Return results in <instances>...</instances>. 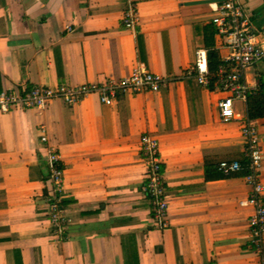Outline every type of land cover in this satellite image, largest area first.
<instances>
[{
  "label": "crops",
  "instance_id": "crops-1",
  "mask_svg": "<svg viewBox=\"0 0 264 264\" xmlns=\"http://www.w3.org/2000/svg\"><path fill=\"white\" fill-rule=\"evenodd\" d=\"M219 2L0 0V91L119 82L139 62L171 80L158 92H121L112 106L96 94L73 106L50 102L48 134L65 169L60 208L73 220L61 240L50 225L55 198L39 156L40 120L18 105L0 114V264H259L248 225L254 208L241 204L252 186L205 174L224 160L248 161L240 128L221 121L216 85L187 75ZM241 3L264 47V0ZM130 8L134 30L122 21ZM255 125L264 146V119ZM145 133L159 143L170 203L163 229L143 190Z\"/></svg>",
  "mask_w": 264,
  "mask_h": 264
},
{
  "label": "built area",
  "instance_id": "built-area-1",
  "mask_svg": "<svg viewBox=\"0 0 264 264\" xmlns=\"http://www.w3.org/2000/svg\"><path fill=\"white\" fill-rule=\"evenodd\" d=\"M211 22L221 44L217 50L226 49L222 56V66L217 72L216 89L221 93L218 100V111L222 122L240 126V133L245 142L246 157L249 164V175L246 177L252 186V194L242 205L252 206L254 214L248 225L252 237L253 250L264 264V203L262 193L264 185L260 181V172L264 166V146L255 122L247 114L235 110V103L242 102L246 106L248 97L256 89H252L246 79L245 70L264 62V47L259 45L252 30L251 22L243 10L241 0H220L214 8ZM123 24L134 30L138 18L136 11L130 8L123 15ZM70 32L71 27H66ZM209 67L207 50L199 49L195 61L187 70V75L194 78L199 85H209ZM177 79V78H176ZM174 80V79H172ZM171 80L152 72L146 63L139 62L136 67L119 82L109 80L105 83H87L77 86L63 85L57 88L37 86L31 91H21L6 87L0 91V114L6 113L15 105L32 112L40 120L38 124L39 156L45 159L48 175L51 180L54 201L50 206V225L52 234L59 240L65 237L68 226L73 222L60 208L61 198L65 191V169L62 165L59 149L53 144L48 134L46 112L52 100H60L73 106L89 95L96 94L101 103L112 106L121 92L144 93L158 92ZM141 158L144 162L146 181L143 190L150 200L153 210L154 226L163 229L168 225L170 203L165 191V178L162 173L159 143L151 133L140 138ZM238 161H221L219 169L224 174L240 170Z\"/></svg>",
  "mask_w": 264,
  "mask_h": 264
},
{
  "label": "trees",
  "instance_id": "trees-1",
  "mask_svg": "<svg viewBox=\"0 0 264 264\" xmlns=\"http://www.w3.org/2000/svg\"><path fill=\"white\" fill-rule=\"evenodd\" d=\"M197 29V27H196ZM200 27L198 26V30ZM198 35L200 34L199 31ZM216 32L214 28L210 25L205 26L203 31L202 45H198L199 49L207 50L208 67H209V87L214 86L217 83V72L222 66L221 58L219 57L218 51L216 49V44L214 43ZM217 37V36H216ZM218 44H221L219 38L217 37ZM263 75V74H262ZM257 89L249 95L245 110L248 118L254 122L264 119V79L258 75L257 76ZM219 163L215 164V167L207 171L206 168V180H219L226 179L230 177H247L249 175V164L248 161H242L240 163L241 168L237 172L231 174H224L219 169Z\"/></svg>",
  "mask_w": 264,
  "mask_h": 264
},
{
  "label": "rangeland",
  "instance_id": "rangeland-1",
  "mask_svg": "<svg viewBox=\"0 0 264 264\" xmlns=\"http://www.w3.org/2000/svg\"><path fill=\"white\" fill-rule=\"evenodd\" d=\"M255 66H253V67H249V68H247L246 70H245V74L247 75V76H249V77H254V80L255 79H257V76L258 75H260L263 79H264V73H262V71H264V64L261 66V67H259L258 66V69H260V71L261 72H257L256 70H255V68H254ZM263 74V75H262ZM256 76V77H255ZM235 110L237 111V112H240L241 114H246V110H245V106H244V104L242 103V102H237V103H235ZM237 126H239V125H237ZM239 128H240V126H239ZM154 135V134H153ZM157 139V138H156ZM158 140V139H157Z\"/></svg>",
  "mask_w": 264,
  "mask_h": 264
}]
</instances>
